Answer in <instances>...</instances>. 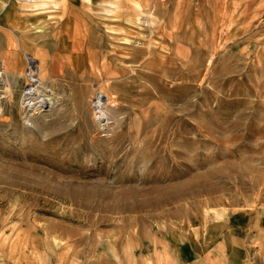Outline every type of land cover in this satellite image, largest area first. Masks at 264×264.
Segmentation results:
<instances>
[{
    "label": "rangeland",
    "instance_id": "1",
    "mask_svg": "<svg viewBox=\"0 0 264 264\" xmlns=\"http://www.w3.org/2000/svg\"><path fill=\"white\" fill-rule=\"evenodd\" d=\"M0 46L23 68L38 58L51 97L25 124L26 75L6 74L0 142L39 182L0 184V264H264V0H0ZM156 59L161 73L141 75ZM81 60L125 81L108 89L106 129L91 106L103 77L78 106ZM161 135L167 162L149 167L145 140Z\"/></svg>",
    "mask_w": 264,
    "mask_h": 264
},
{
    "label": "bare ground",
    "instance_id": "2",
    "mask_svg": "<svg viewBox=\"0 0 264 264\" xmlns=\"http://www.w3.org/2000/svg\"><path fill=\"white\" fill-rule=\"evenodd\" d=\"M25 1H31V0H25ZM136 20H138V19H136ZM44 27H45L44 25L37 26L36 31H43ZM10 43L13 44L12 41H10ZM100 43H101V46L104 44V43H102V41L99 42V44ZM113 49L114 48H112V50ZM25 57H26V66H25V68H23L21 66L20 59L18 58L16 52H14L12 49L9 51H6L5 49H2L0 46V101L2 102V105L0 106V139H3L5 137V133L7 132L6 131L7 129L5 130V128L11 124V118L6 114V111H7L8 104H10L14 101L13 100V94H12L13 92H12L11 80L9 79V77L8 78L6 77V74L8 75L10 73L13 78L20 77L21 75L23 76V74L26 75L25 78L27 79V81H26V83H27L26 87L27 88H26L25 92L23 93L22 107L23 108L29 107V109L33 110V112L31 114H29V112L25 113V115L23 117L25 119L24 120L25 124H28L32 121L31 116L37 112H40L41 111L40 108H42L43 106H46L50 103L51 97L45 93V92L50 91V89L45 87V82H46L45 77H44L43 73L41 72L42 62H40V60H38V58L34 57L33 55H31L29 53H25ZM77 57L84 59L85 55L80 54ZM90 58L94 59V56L93 57L90 56ZM149 64H150V60L145 61L143 63L144 66H148ZM116 65L118 67L120 66L118 64H116ZM120 67L124 68L123 66H120ZM97 69L98 70L95 71V69H93V68H87L86 62L81 60V62L79 61L75 67H73L72 69H69L68 73L76 80L73 83L76 85L75 86L77 89L76 91L79 92V96H78L79 97V101H78L79 108H80V106L82 107L83 102H84V94H85L84 88L86 87V84L84 83V81H86L92 77H94V78H96V77L102 78L103 77L104 78V81L101 83V85H99L98 88L95 89V92H94L93 97L91 99V101H92L91 106L93 108V113H94V116L96 118V121L101 120V122H99V124L101 123L103 125L101 128L106 129L107 128L106 127L107 122L103 121L106 119V114H107L105 107H106L107 103L115 100L114 95H111V93L108 92L109 91L108 89L110 88V86H113L116 83H119V82L124 83L125 81L122 80V81L117 82L116 80H111V76H109V74H111L112 72L110 70H108V68L105 64H100L99 68L97 67ZM154 71H155V73H149L147 71H145V72L143 71L140 74L143 76H146V77L148 76V78H150V79H154L156 76V73H159V74L161 73V66L159 63V59L155 60ZM106 91H107V93H105ZM21 112H23V111H21ZM99 127H100V125H99ZM71 132H72V130L68 129L64 132H60V133H56L54 135H51V138H54V139L57 138V147H58V145H59V147H63L64 145H68V147H71L70 145L72 143V139L68 138L69 135L71 134ZM42 133H43L42 131H39L37 133V135L42 134ZM165 140H166V138L164 135H161V137L157 136L155 138H149V139L145 140V145L147 148L148 147L150 148L153 145L156 146V148L154 150H152V153H146L144 155L143 160L149 162V164H148L149 167H154V166L160 167L167 162V158L169 155L168 152L162 153L163 150L166 149L165 144H164ZM17 143L22 144V145L25 144L24 141L17 142ZM108 143L106 145L97 144V147H96L97 150H95L97 152L102 151L101 152L102 156L98 157V159L101 161L103 160L102 161L103 163L105 160H107L105 154H109V152H110V150L107 149ZM45 146L47 147V145H45ZM49 147L51 148V146H49ZM78 147L83 148L85 146L84 145L81 146V144L79 143ZM132 150H134V148L130 147L127 152H131ZM9 156H12V154L7 152L5 146L2 145V143L0 142V184L3 187L5 184L29 185L30 183L32 184V183H38L39 182V178H36L32 175V171L37 169L38 167L33 166L35 169H32L33 167H31V169L28 170V167H24V166H28L24 162H20L19 163L20 166H18V167H17V165L12 167L8 164L9 163V160H8ZM28 158H30V157H28ZM119 160H120L119 158H114L112 156L110 161L117 163ZM37 161L44 162L47 165L54 166L53 162L46 160L44 158H40ZM134 162H135V159H130L128 161V163L133 164V166L135 164ZM37 165H39V164H37ZM29 171H31V172H29ZM56 175H59V174H56ZM144 178H145L143 180L144 184L148 185V187H146V189H148V190L144 193H148V194L158 193L159 196L157 199L158 200L163 199L165 197V195L163 193L165 192V190L166 191L168 190V187L159 186V185L155 184V182L160 180V178H157V177L156 178L155 177H153V178L144 177ZM57 180H59V179H57ZM94 193H96V192L87 189L84 192V196H86V197H90L93 195L96 196ZM98 194H100V193H98ZM100 195L104 196V197L110 196V194H108L107 192L104 194L102 192V194H100ZM146 199H148V201H149L151 198H146Z\"/></svg>",
    "mask_w": 264,
    "mask_h": 264
}]
</instances>
